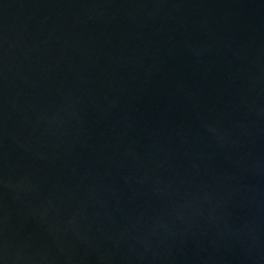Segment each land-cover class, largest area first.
Segmentation results:
<instances>
[{"label":"water","instance_id":"water-1","mask_svg":"<svg viewBox=\"0 0 264 264\" xmlns=\"http://www.w3.org/2000/svg\"><path fill=\"white\" fill-rule=\"evenodd\" d=\"M0 264H264V0H0Z\"/></svg>","mask_w":264,"mask_h":264}]
</instances>
